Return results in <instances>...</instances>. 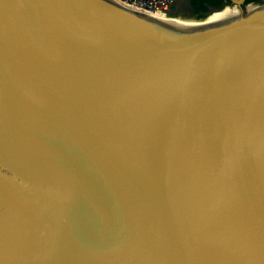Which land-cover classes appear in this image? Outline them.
I'll use <instances>...</instances> for the list:
<instances>
[{
	"label": "water",
	"instance_id": "1",
	"mask_svg": "<svg viewBox=\"0 0 264 264\" xmlns=\"http://www.w3.org/2000/svg\"><path fill=\"white\" fill-rule=\"evenodd\" d=\"M230 1L0 0V264H264V5Z\"/></svg>",
	"mask_w": 264,
	"mask_h": 264
},
{
	"label": "built area",
	"instance_id": "2",
	"mask_svg": "<svg viewBox=\"0 0 264 264\" xmlns=\"http://www.w3.org/2000/svg\"><path fill=\"white\" fill-rule=\"evenodd\" d=\"M133 8L160 16H171L175 0H118Z\"/></svg>",
	"mask_w": 264,
	"mask_h": 264
},
{
	"label": "rangeland",
	"instance_id": "3",
	"mask_svg": "<svg viewBox=\"0 0 264 264\" xmlns=\"http://www.w3.org/2000/svg\"><path fill=\"white\" fill-rule=\"evenodd\" d=\"M186 3H184V0H181L180 2H178L176 4V6H173V11L171 12V16L176 17V18H181L184 20H197V21H201L203 19H205L206 17H208V15H211V13H218L217 9H223L222 12H226L227 10H233V9H237L238 13L240 14L237 5L233 2H231L230 0L225 2V6L224 4L216 9H211L208 14L206 16L203 17H197V16H193L192 14V7H189V5H185ZM254 5H256L257 8H261L264 5V2H260V3H254ZM225 7V8H224Z\"/></svg>",
	"mask_w": 264,
	"mask_h": 264
},
{
	"label": "trees",
	"instance_id": "4",
	"mask_svg": "<svg viewBox=\"0 0 264 264\" xmlns=\"http://www.w3.org/2000/svg\"><path fill=\"white\" fill-rule=\"evenodd\" d=\"M229 0H190L193 16L203 17L208 14L212 7L219 8ZM264 0H244V4L260 3Z\"/></svg>",
	"mask_w": 264,
	"mask_h": 264
},
{
	"label": "bare ground",
	"instance_id": "5",
	"mask_svg": "<svg viewBox=\"0 0 264 264\" xmlns=\"http://www.w3.org/2000/svg\"><path fill=\"white\" fill-rule=\"evenodd\" d=\"M238 16H239V13H238L237 9L227 10L226 12L218 11V13H213V14L211 13V15H208V17H206L205 19H203L199 22H201V24H205V25H212V24H218L221 22H226V21L233 19V18H236ZM177 21L190 22L188 20L184 21L181 19L177 20ZM192 21H194V20H192Z\"/></svg>",
	"mask_w": 264,
	"mask_h": 264
},
{
	"label": "crops",
	"instance_id": "6",
	"mask_svg": "<svg viewBox=\"0 0 264 264\" xmlns=\"http://www.w3.org/2000/svg\"><path fill=\"white\" fill-rule=\"evenodd\" d=\"M180 1L181 0H175L173 6H176V4ZM184 3H186L185 5H189V7H191L190 0H184Z\"/></svg>",
	"mask_w": 264,
	"mask_h": 264
}]
</instances>
